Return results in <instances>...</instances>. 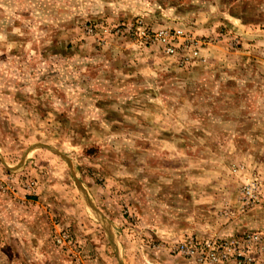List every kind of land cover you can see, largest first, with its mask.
<instances>
[{
	"label": "rangeland",
	"instance_id": "374dc122",
	"mask_svg": "<svg viewBox=\"0 0 264 264\" xmlns=\"http://www.w3.org/2000/svg\"><path fill=\"white\" fill-rule=\"evenodd\" d=\"M190 239L264 264V0H0V264Z\"/></svg>",
	"mask_w": 264,
	"mask_h": 264
},
{
	"label": "built area",
	"instance_id": "2783aa9c",
	"mask_svg": "<svg viewBox=\"0 0 264 264\" xmlns=\"http://www.w3.org/2000/svg\"><path fill=\"white\" fill-rule=\"evenodd\" d=\"M182 34V30H177L174 34L162 30L155 35L154 39L165 47V51L168 54L174 55L178 50L177 41L181 39ZM198 54L197 51L193 53L194 56ZM254 190L256 189H253V187H247L244 190V198L247 199L248 203L258 200ZM249 239L250 242L257 241L255 243H258L259 241L257 236H249ZM240 250L241 245L238 242L236 247L222 239L203 241L190 239L188 242L178 246L173 252L186 258L194 259L197 264H243L242 258L244 254Z\"/></svg>",
	"mask_w": 264,
	"mask_h": 264
}]
</instances>
